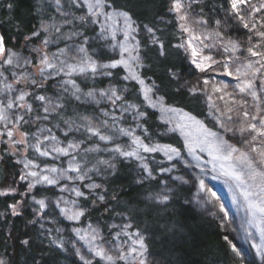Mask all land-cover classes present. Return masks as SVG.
<instances>
[{"label":"trees","instance_id":"obj_1","mask_svg":"<svg viewBox=\"0 0 264 264\" xmlns=\"http://www.w3.org/2000/svg\"><path fill=\"white\" fill-rule=\"evenodd\" d=\"M182 3L195 26H203L212 37L220 33V36L210 37L207 43V54L218 61L209 70L224 73V65H227L229 72L239 74L241 79H250V75L243 73H251L260 65L244 68L250 60L259 59L251 57L247 49L260 44L257 50L264 51V42L229 15L228 0H182ZM170 6L171 0H105L101 15L79 22L75 18L86 13V7L69 10L65 6L69 15L63 17L55 11L51 0H0V33L6 48L16 53L15 57L30 61L20 67L12 65L4 76L13 92L28 93L21 104L32 106L30 113L17 107L12 114H6V120H0V192L9 193L0 195V261L3 264H83L76 256L77 249L91 259L92 264H107L92 256L88 249L103 247L108 255L116 256L119 253L115 248L119 246L127 255L132 240L123 235L118 240L111 238L128 223L132 225L127 229L129 234L139 231L145 238V264H264V258L252 257L245 261L233 251L232 243L240 236L241 227L235 220L224 219L219 213V201L214 200L210 192L206 191L203 199L199 196L201 184L203 191L213 180L225 186L240 206L241 220L250 225L256 217L264 232V217L255 215L257 211L250 207L264 195L257 187L259 179L254 181L249 176L248 185H242L246 190L243 192L237 177L222 164L226 152L216 150L221 142L237 148L239 151L232 153L229 162L246 168L250 175L251 169L239 158L240 153H247L250 161L260 159L257 153L250 151L238 131H227L217 123L220 119L225 126L238 128V106L231 104L232 97L238 93L235 87L238 81L229 76L223 79L208 76L192 65L185 45L178 47L182 44L181 33L174 13L169 11ZM121 11L129 14L130 28L119 15ZM248 11L243 9V13ZM261 15L264 13L245 15V22L251 25ZM65 19H74V23L63 24ZM92 19L96 20L95 24L90 22ZM198 20L207 23L197 24ZM43 26H49V31H42ZM55 27H61V31L56 32ZM147 28H152V33ZM255 31L264 29L257 24ZM33 32L39 35L32 37ZM72 33L76 35L65 39ZM45 38L49 40L47 46L43 44ZM161 44L163 56L160 55ZM233 45H236L235 50ZM80 47L85 53L78 52ZM44 55L53 67L41 75ZM82 56L96 63L97 73L65 75L64 61L65 66L80 65ZM116 62L120 63L115 68L102 67ZM132 76L143 80L144 85ZM68 80L80 88L83 94L80 101L71 95L73 85L66 84ZM212 85L222 90L212 92ZM191 86L197 88L196 95L189 91ZM110 88H115L122 96L117 102L118 108L98 95ZM144 88L152 89L147 99ZM93 90L100 103H84L86 94ZM37 95L63 103L65 107L44 119L43 105L34 99ZM260 95L264 98V93ZM244 99L248 101L245 108L255 114L256 102L250 97ZM210 103H214V107H210ZM129 105L135 107L129 108ZM229 107L234 109L228 113L233 121L222 115ZM104 112L116 117L115 122L104 116ZM20 115L24 116V121L17 123ZM66 121H75L71 131ZM89 121L101 134L112 139L105 143L98 136L91 137L82 126ZM103 121L108 122L107 128L103 127ZM119 128L131 135H121ZM7 131L13 132L11 138L6 135ZM22 139L24 143H14ZM137 139L139 145L133 143ZM49 143L52 150L45 151L44 145ZM69 143L79 144L80 148L68 149ZM37 146L48 155L41 156L35 150ZM115 147L134 151L136 158L121 157L109 150ZM144 147L156 150L145 152ZM55 148L66 149L68 155L57 153ZM88 148L96 151L86 152ZM100 161H108L114 167ZM141 165H145L148 172ZM77 166L78 171H69ZM252 167L261 170L254 162ZM30 172L37 175L21 180V176ZM51 174L54 184L42 180L44 176L50 179ZM80 176L83 180L78 178ZM30 183L34 185L31 189ZM93 184L100 187L90 190ZM76 191L84 195L77 197ZM245 193L251 195L246 197ZM165 195L166 204L155 202V197ZM100 196L104 197L103 201ZM41 200L45 203L43 210L37 203ZM14 210L18 215L13 214ZM78 211H83L84 215L69 219ZM113 224L118 227L112 228ZM93 229L99 233L94 240ZM24 240L29 243L23 244ZM56 243L62 248H57ZM138 259L134 254L127 261L115 260V264H138Z\"/></svg>","mask_w":264,"mask_h":264},{"label":"snow or ice","instance_id":"obj_2","mask_svg":"<svg viewBox=\"0 0 264 264\" xmlns=\"http://www.w3.org/2000/svg\"><path fill=\"white\" fill-rule=\"evenodd\" d=\"M51 5L55 8V11L59 13L60 16L67 17L69 15L68 11H65V6L69 10L73 9H83L87 8V12L84 13L83 15L75 18L79 22H88L89 17H98L101 15L100 9L104 7L105 5V0H51ZM228 5L231 8V12L229 13L230 16H234L235 19H238L241 23L242 26L247 29L249 32H254L256 36L259 37L260 41L264 42V31H255L257 24L260 25L262 29H264V15H261L259 19L256 20L255 23H250L245 22V15L248 16H255L258 13H264V0H256V3H253V0H228ZM111 6V5H108ZM183 9H184V4L182 3V0H171V6L169 8L170 12H173L179 16L180 21H183L184 23L180 24L181 30L188 34V41H187V47L188 49H191V56L192 60L191 63L195 65V67L200 71V72H207L208 68L212 67V64L218 63V61H214L211 56H204L202 60L198 61L197 57L200 56V53L197 51L196 47L193 45V41L199 40L200 36L194 35L192 28H190L187 24L188 17L183 14ZM243 9H248L249 11L247 13H243ZM243 13V14H242ZM119 15L123 18L126 24H128V27H131V18L129 14L126 11H121ZM108 18H111L110 16ZM92 24L96 23L95 19H92L90 21ZM74 19H65L63 21V24H73ZM197 24H204L207 23V21L204 20H198L196 21ZM220 24V21H217V25ZM63 25H61L62 27ZM61 27H55L56 32L61 31ZM42 31L48 32L49 31V26H43ZM101 31H104V29H101ZM147 31L149 33H152V28H147ZM39 32H33L32 37L38 36ZM76 35V33H72L70 36L65 37V39H71V36ZM217 36H220V33H216ZM32 37H25L26 40L32 39ZM126 38H127V33H126ZM208 37H204V39H207ZM87 41H85L86 43ZM153 43H156V40H153ZM43 44L47 46L49 44V40L45 38L43 40ZM262 45L260 44H253L251 47L247 49L249 55L251 57H259L258 60L255 61H249L244 65L245 69H253L254 64H259L260 67L255 68L254 71H251L249 73L248 71H245L243 73L244 76H251L250 79H241L240 75H234L232 72H229L227 70V65H224L225 71L223 75L229 76L233 79H236L238 81L237 85L235 86L238 89V93L232 97L231 104L237 105L238 108L236 109L237 111V117L236 119L239 120V126L238 128H232V127H227L224 125L223 121L220 119H217V123L221 124V126H224L227 131H238L240 135L244 138V142L249 146V149L253 153H257L258 156L260 157L259 160L255 161H250L247 153L241 152L240 153V159L248 164V167L251 169V175L250 179L252 180H257L259 179V183L257 184V187L260 188V192L264 194V107H261V104L264 103V98L261 97V93H264V72H261V69H264V51H259V49ZM115 47V45H113ZM178 47H184L183 44L178 45ZM233 50H235L236 45H233ZM33 51H38L37 49H33ZM63 52V50H61ZM225 51H228L227 47H225ZM79 53H85V49L83 47H80L78 49ZM163 51V45L161 44V52L160 55H164ZM17 54L16 53H11L9 54L8 49L6 48L5 40L3 37H0V69H3V71H0V76L4 75L5 71H8L9 68L13 65V57H15ZM203 61H210L211 63L205 65ZM25 64H29L30 61L27 59H24ZM63 64V62H61ZM117 63H112V64H105L102 65L104 68H115L117 67ZM41 64L43 65L42 68H40V74L43 75L44 71L48 68L53 67V65L49 62V58L47 55H44L41 58ZM86 71H91L93 74H96L98 71V67L94 61L91 60V58L87 56H82L81 57V64L80 65H68L67 66V71L65 72V75L71 76L74 73L75 74H83ZM106 75H111V73H105ZM13 76H15V73L13 72ZM173 79H175V74L172 76ZM127 79V77H126ZM132 79H136L139 84L142 86L144 85L143 80H139L136 76H132ZM257 81L259 82L257 84ZM208 80H205L204 83L208 84ZM17 83H19V80H17ZM35 83V81H33ZM66 84L73 85V91L71 95L77 100L80 101L81 97L83 94L81 93V90L79 87H76L74 85V82L71 80H68L65 82ZM12 89L11 84H5L4 89H0V93L3 91H10ZM222 89L217 88L215 91L220 92ZM65 91H68L67 88H65ZM144 94H145V99L148 98V93L152 91L151 88H144L143 89ZM189 91L191 92L192 95L197 94V88L195 86H191L189 88ZM28 95V93H21L19 97L17 98L19 101H24L25 97ZM99 97L105 98L107 101H110L113 107H119L117 105L118 101L122 100V96L119 95L116 91L115 88H110L108 90H102L98 93ZM236 96H239L240 99H237ZM245 97H250L252 101H255L254 107L257 109L255 114L250 113L246 108L245 104L248 103ZM221 100L224 99L223 96L219 97ZM35 100H38L41 102V105H43V111L45 113V116L43 117L44 119H48L49 115L51 113L56 112L58 109H62L65 107L63 103L59 102H53V101H48L47 105H45V100L46 97L44 95H37L34 97ZM209 101H211V97H208ZM243 100V103L241 102ZM84 103H89V102H94L96 104H99L100 101L97 100V96L95 91H89L86 94V98L83 100ZM16 103L15 100H10L5 106L0 107V120H6L7 116L5 115V109H12L13 104ZM19 107H22L25 109V112L30 113L32 111V106L30 104L24 105H18ZM210 107H214V103H210ZM134 105H129V108H134ZM129 109H124V111H128ZM234 109L232 107H229L226 112H222V115L225 117L226 120L228 121H233V116L228 115V113L233 112ZM140 116H143V113L139 114ZM104 116L109 117L113 122H115L116 117L114 116H109L108 112H104ZM20 121H24V116L20 115L17 119V123ZM26 122V121H25ZM68 124V131L72 130L73 125L75 124V121H66ZM235 123V122H234ZM103 127L107 128L108 127V122L103 121L102 122ZM77 127H81V125H76ZM85 129L86 132L90 134L91 137H96L98 136L99 139L105 143H108L112 138L108 135H103L100 133L99 128L92 126L91 122H87L84 125H82ZM119 133L121 135H131V133L127 132L124 128H119ZM68 132H65V135L67 136ZM247 134V135H246ZM6 135L11 138L13 136L12 131H7ZM212 136H216V133H210ZM259 138V139H258ZM52 139H56L55 137H52ZM14 143H24V140L22 139L21 141H15ZM133 143L140 144V141L134 140ZM253 144H259L261 145L260 148L252 146ZM80 145L79 144H68V149H79ZM37 152L40 153L41 156H46L48 155L47 152H41L40 148L37 146L35 149ZM57 153H61L63 155H68V151L66 149H61V148H55L54 149ZM110 151H114L118 153L121 157L125 158H136V153L134 151H122L120 147H115L112 149H109ZM145 152H152L155 151L156 149L154 148H149V147H144L143 149ZM217 151H225V159H230L232 156V153H235L239 151L237 148L232 147L231 145L225 146L223 142L219 146H216ZM86 152H92L96 151L94 148H88L85 150ZM175 151V150H173ZM256 163L260 166L261 170H257L256 168L252 167V163ZM100 164L107 165L108 167H114V165H111L108 163V161H100ZM27 167V164L25 165ZM141 167L144 168L145 172H148V169L145 165H141ZM79 170V166L77 167H72L69 169V171L76 172ZM93 169H88V171H92ZM98 170V169H96ZM52 172H55L56 169H51ZM33 176L35 177L37 174L35 172H30L27 173L25 176H21V180H24L27 178V176ZM149 176H151V173H148ZM79 179L83 180V176L78 177ZM239 179V177H237ZM42 180L47 182L48 184H54L55 181L49 179L47 176L42 177ZM38 183L40 181H37ZM140 181H137L139 183ZM183 183H187V181H183ZM34 187L33 184H29V189ZM100 187V185L93 184L90 186L91 189H95ZM201 189L203 190V184H201ZM63 191V189H62ZM8 192H0V195H8ZM77 197H81L84 194L80 191L75 192ZM251 193H245V196H249ZM87 199V197H85ZM99 199L101 201L104 200L103 196H100ZM168 201V197L165 196H157L155 197V202L157 204H166ZM37 203L40 204L41 210L45 208V203L43 200L38 201ZM255 211L261 213L264 215V195H261L260 197V204H254L250 205ZM62 212L64 211L63 209L61 210ZM14 215H18V213L13 212ZM84 215L83 211H78L74 213L72 216L69 217V219H78L80 216ZM112 228L118 227L117 225L113 224L111 226ZM132 227L130 223L124 224L121 230L115 235L112 236L111 240H118V238L123 235L129 237V239L132 240V245L130 246V249L125 255L123 252H121V249L119 246L115 248V251L119 253L116 256L113 255H108L103 247H99L96 250H93L91 248L88 249L89 252H91L92 256L98 257L100 260H104L107 262V264H115V260H123L127 261L129 256H135L139 257L138 259V264H145V261L143 259L145 253L147 252V246L145 244V238L144 236L139 232H135L132 234H129L127 231L128 228ZM94 235L92 239H96L99 236V233L96 231V229L92 230ZM135 237V239H133ZM80 239H83L81 237ZM23 244L27 245L29 242L27 240L22 241ZM106 243H111V241H106ZM57 248H62V245L60 243H56ZM75 247V246H74ZM235 251V249H233ZM258 255L264 256V252H258ZM76 256L83 261V264H92V260L86 258L84 255L81 254L80 250H76ZM0 264H3L2 261H0Z\"/></svg>","mask_w":264,"mask_h":264},{"label":"rangeland","instance_id":"obj_3","mask_svg":"<svg viewBox=\"0 0 264 264\" xmlns=\"http://www.w3.org/2000/svg\"><path fill=\"white\" fill-rule=\"evenodd\" d=\"M186 9H187L186 7L183 9V14H185L188 17V20H187L188 26L190 28H192L194 35L200 36L199 40L193 41V45L196 47L197 51L200 53V56L197 57L198 61H200V60H202V58L204 56H209V54H207V52H206V51H208L207 43H209L210 37L214 38V37H216V34L214 37H212V35L210 33H208V31H206L203 26H200V25L195 26V22L193 20V17L191 15L186 14ZM174 15L176 17V21L178 23L179 31L181 33L182 44H184L185 47L187 48L189 55H190V61H191L192 60L191 49H188V47H187V41H188L189 37H188V34L184 33L180 28V24L184 23V22L180 21L179 16L177 14L174 13ZM204 37H208V38L204 39ZM8 52H9V54L12 53L11 51H8ZM74 55H75V53H72V57H74ZM203 63L205 65H207L209 63V61H203ZM65 64H67L66 61H64V67L67 68V66H65ZM13 65L20 67V66H24L25 63H24V60L22 58H19V57L14 58L13 57ZM192 65L195 67L194 64H192ZM0 71H2V70L0 69ZM207 73H208L207 74L208 76H213L214 78L220 77V79H221L222 77L223 78L226 77L225 75H223L222 72H219L218 70H215V69L209 70V68H208ZM215 80L216 79H214V81ZM220 81H221V83L224 84L223 80H220ZM8 83L9 82L6 80V77L4 75L0 76V89H4V85L8 84ZM216 87H217V85H212L211 91L215 92V90L217 89ZM19 95H20V93L18 91L13 92V90L3 91L2 93H0V107L5 106L10 100L16 101V103L13 104L12 109H5V115L7 114V116H8V115L12 114L13 111H15V109H17V107H19L18 105L21 104V101H19L17 99L19 97ZM49 99L46 100L45 105H47L48 101L52 100V99H50V100ZM15 138L18 139V136H16ZM43 143L44 142H42V144ZM44 146H45V149H44L45 151L46 150H49V151L52 150L49 147L50 143L46 144ZM51 147H53V145ZM15 148H16V146H15ZM14 150H16V149H12V151H14ZM222 164L226 165V167H228L230 169L229 172L232 173V176L234 178L239 177V179H237V178L236 179L239 181L238 183H239L240 188H242L241 190H243L245 187L242 185H246V186L248 185V179L250 176V172H248L246 170V168H244V167L232 165L229 162V159L223 158ZM49 177L51 180H54V176L52 174ZM206 191L210 192L211 195L210 194L209 195L214 200L219 201V205H220L219 213L222 214L224 219L225 220H228V219L229 220L230 219L235 220L238 223V225L241 227L240 228V236L232 243L233 248L235 249L237 254L241 257V259H243L245 261L251 260L252 257H255L257 259H259L261 257V259H263L264 256L258 255V252H264V232H263V228L260 226L261 222L259 223L258 220H256V217H254L252 219V222L250 223V225L244 223L241 220L242 211L240 209L239 204L234 200L233 197H231L230 191L225 186H223L217 182L215 183L213 180V182L211 184H208L207 189L205 188L204 191L200 190V193H199L200 198L203 199V195L205 194ZM243 192H246V190L244 189ZM245 199H247V198H245ZM255 204H260V202L256 201ZM255 215H260V217L261 216L264 217V215H262L259 212H256Z\"/></svg>","mask_w":264,"mask_h":264},{"label":"water","instance_id":"obj_4","mask_svg":"<svg viewBox=\"0 0 264 264\" xmlns=\"http://www.w3.org/2000/svg\"><path fill=\"white\" fill-rule=\"evenodd\" d=\"M0 37H2L1 33H0Z\"/></svg>","mask_w":264,"mask_h":264}]
</instances>
